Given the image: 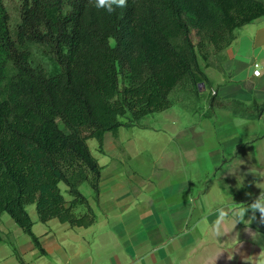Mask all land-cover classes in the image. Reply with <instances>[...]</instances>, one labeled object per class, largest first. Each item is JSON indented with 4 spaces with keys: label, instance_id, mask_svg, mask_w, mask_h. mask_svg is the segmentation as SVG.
I'll return each mask as SVG.
<instances>
[{
    "label": "crops",
    "instance_id": "1",
    "mask_svg": "<svg viewBox=\"0 0 264 264\" xmlns=\"http://www.w3.org/2000/svg\"><path fill=\"white\" fill-rule=\"evenodd\" d=\"M199 65V89L182 83L170 108L88 139L99 190L79 189L94 223L43 222L28 205L42 250L3 213L0 264H264V217L250 209L264 196V16Z\"/></svg>",
    "mask_w": 264,
    "mask_h": 264
},
{
    "label": "trees",
    "instance_id": "2",
    "mask_svg": "<svg viewBox=\"0 0 264 264\" xmlns=\"http://www.w3.org/2000/svg\"><path fill=\"white\" fill-rule=\"evenodd\" d=\"M20 16L12 28L0 0V217L10 214L43 250L27 206L43 222L92 225L79 187L98 192L101 166L88 139L103 144L107 131L170 108L182 83L199 89V58L264 16V0H127L111 14L95 0H21ZM36 47L58 72L35 59Z\"/></svg>",
    "mask_w": 264,
    "mask_h": 264
},
{
    "label": "rangeland",
    "instance_id": "3",
    "mask_svg": "<svg viewBox=\"0 0 264 264\" xmlns=\"http://www.w3.org/2000/svg\"><path fill=\"white\" fill-rule=\"evenodd\" d=\"M4 3L6 4L7 8L9 9V12L11 14V25L12 28L16 26L21 20L20 16V7H21V0H4ZM35 59L44 62L45 66L47 67L48 71L53 74L60 70V67L55 64L51 59L48 57H45L41 53L40 48H34ZM122 82L126 83L127 80L125 78H122Z\"/></svg>",
    "mask_w": 264,
    "mask_h": 264
},
{
    "label": "clouds",
    "instance_id": "4",
    "mask_svg": "<svg viewBox=\"0 0 264 264\" xmlns=\"http://www.w3.org/2000/svg\"><path fill=\"white\" fill-rule=\"evenodd\" d=\"M127 6V0H95V7L98 9H105L109 14L113 13L116 8H124ZM257 76L260 75V65H257ZM240 123H243L242 121ZM250 209L255 213L259 211L262 217H264V196H259L251 205ZM243 214V213H241ZM225 212L219 211V217L223 218Z\"/></svg>",
    "mask_w": 264,
    "mask_h": 264
},
{
    "label": "built area",
    "instance_id": "5",
    "mask_svg": "<svg viewBox=\"0 0 264 264\" xmlns=\"http://www.w3.org/2000/svg\"><path fill=\"white\" fill-rule=\"evenodd\" d=\"M257 65H259V64H255L254 65V67H255V71H254V73H256V71H257ZM256 75V74H255Z\"/></svg>",
    "mask_w": 264,
    "mask_h": 264
}]
</instances>
